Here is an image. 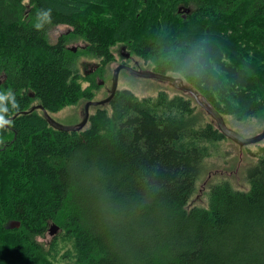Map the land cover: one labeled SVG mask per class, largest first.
<instances>
[{
	"label": "trees",
	"instance_id": "obj_1",
	"mask_svg": "<svg viewBox=\"0 0 264 264\" xmlns=\"http://www.w3.org/2000/svg\"><path fill=\"white\" fill-rule=\"evenodd\" d=\"M72 38L103 65L124 44L223 117L264 122V0H0V264H264V149L248 191L212 185L190 208L226 137L190 99L118 90L79 131L31 110L93 100Z\"/></svg>",
	"mask_w": 264,
	"mask_h": 264
},
{
	"label": "rangeland",
	"instance_id": "obj_2",
	"mask_svg": "<svg viewBox=\"0 0 264 264\" xmlns=\"http://www.w3.org/2000/svg\"><path fill=\"white\" fill-rule=\"evenodd\" d=\"M69 32H71V29L68 26H61L50 33L49 39L54 43L60 36ZM122 46L125 47L124 44H116L112 48L114 61L103 65L100 59L83 53L87 47V43L83 40L72 38L67 44V47L79 56L77 60V73L82 87L89 88L92 83L96 86V89H93V101H102L110 96L109 92H112L113 79L117 66L122 63V57L120 56ZM127 51H129L133 59L139 63V69H142L143 72H155L151 62L147 63L143 59L133 55L128 48ZM169 76L174 78L181 77L179 74H169ZM186 85L188 84L186 83ZM123 89L130 90L140 99L157 97L162 91L166 92L169 97L182 95L190 99L197 107L199 118L203 124L213 122L217 127L213 118L203 107H200L196 103L191 94L184 93L169 82L137 77L127 71H122L119 73L118 90ZM86 103L87 101L85 100L81 101L79 104L66 107L51 116L63 125H77L83 120V111ZM94 112L95 108H91L90 114ZM223 119L229 129L246 139L255 138L264 132V122L257 119L239 121L231 116H224ZM212 147L214 150L213 155L204 163L203 172L197 183L196 192L190 201V208H207L209 206L210 187L212 185L228 183L235 190L248 191L250 187L248 182L249 172L258 164L259 158L262 155L261 151L264 149V139L257 143L247 144L242 147L238 142L225 137L222 142ZM50 228L45 236L39 239L45 248L49 246L54 238V235L50 233ZM58 233L59 232H57V234ZM57 264H63V261H58Z\"/></svg>",
	"mask_w": 264,
	"mask_h": 264
},
{
	"label": "water",
	"instance_id": "obj_3",
	"mask_svg": "<svg viewBox=\"0 0 264 264\" xmlns=\"http://www.w3.org/2000/svg\"><path fill=\"white\" fill-rule=\"evenodd\" d=\"M122 68H119L116 70L114 79H113V88L111 95L102 101H88L85 104L84 111H83V120L77 125H72V126H66L58 121H56L44 108L40 105L34 106L31 110H42L44 113L45 118L48 120V122L54 126L55 128L63 131H79L83 128H85L89 122V117H90V108L91 106H107L112 98L115 96L116 92L118 91V81H119V73L121 72ZM136 74L139 77H145V78H152V79H157L163 82H169L171 83L175 88L183 91L184 93L191 94V96L194 97L195 101L200 107H203L206 112L213 118V120L216 122V125L218 129L225 134L227 138H230L236 142H238L242 147L251 144V143H257L264 139V132L258 135L255 138L252 139H246L239 135L238 133L234 132L233 130L229 129L223 119V116L219 114L217 111L213 109V107L204 99L203 97H200L199 93L191 86L186 85L185 81L182 78H174L169 75H163V74H158L155 72H136ZM1 84V83H0ZM33 97V94H31ZM95 108V107H94ZM27 113V112H25ZM51 228H50V233L51 235H55L58 232V227L54 224L51 223ZM10 228H19L20 223L19 222H12L9 225Z\"/></svg>",
	"mask_w": 264,
	"mask_h": 264
},
{
	"label": "flooded vegetation",
	"instance_id": "obj_4",
	"mask_svg": "<svg viewBox=\"0 0 264 264\" xmlns=\"http://www.w3.org/2000/svg\"><path fill=\"white\" fill-rule=\"evenodd\" d=\"M120 56L122 57L121 58L122 59V63L118 64L117 69L122 68L121 72L122 71H127L130 74L139 77L136 74V72H143V71H142V69H139V63L133 59V57L129 54V51H127V48H125L123 46L121 47ZM110 92H109V95H111ZM94 107H96V106H91V108H94ZM91 108H90V110H91Z\"/></svg>",
	"mask_w": 264,
	"mask_h": 264
},
{
	"label": "clouds",
	"instance_id": "obj_5",
	"mask_svg": "<svg viewBox=\"0 0 264 264\" xmlns=\"http://www.w3.org/2000/svg\"><path fill=\"white\" fill-rule=\"evenodd\" d=\"M10 121H7L3 118V116H0V128H3L6 124H9Z\"/></svg>",
	"mask_w": 264,
	"mask_h": 264
}]
</instances>
